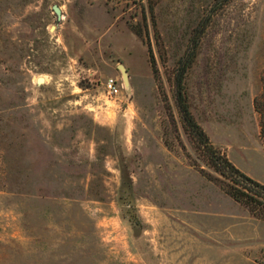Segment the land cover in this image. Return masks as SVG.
Listing matches in <instances>:
<instances>
[{
  "label": "rangeland",
  "instance_id": "obj_1",
  "mask_svg": "<svg viewBox=\"0 0 264 264\" xmlns=\"http://www.w3.org/2000/svg\"><path fill=\"white\" fill-rule=\"evenodd\" d=\"M192 50L191 114L264 184V0H0V264H264L177 106Z\"/></svg>",
  "mask_w": 264,
  "mask_h": 264
},
{
  "label": "trees",
  "instance_id": "obj_2",
  "mask_svg": "<svg viewBox=\"0 0 264 264\" xmlns=\"http://www.w3.org/2000/svg\"><path fill=\"white\" fill-rule=\"evenodd\" d=\"M194 51H188L179 62V68L175 76V99L186 128L198 140L202 147L207 164L220 176L226 192L237 202L242 204L251 216L264 220V184L240 171L223 153L218 151L209 141L207 135L191 114L184 94L183 79L185 73L193 61ZM152 64L153 61L151 60ZM255 109L261 116V134L264 137V88L254 98ZM213 180L222 181L220 178L208 174Z\"/></svg>",
  "mask_w": 264,
  "mask_h": 264
},
{
  "label": "water",
  "instance_id": "obj_3",
  "mask_svg": "<svg viewBox=\"0 0 264 264\" xmlns=\"http://www.w3.org/2000/svg\"><path fill=\"white\" fill-rule=\"evenodd\" d=\"M53 10H54V12L57 15V19H60L61 18L60 8L57 5H53ZM118 69L121 72L122 79H123V82H124L125 86H128L129 82H128V73H127L126 68L124 67V65L118 64ZM43 82H44L43 77H38L37 78V83L38 84H42Z\"/></svg>",
  "mask_w": 264,
  "mask_h": 264
},
{
  "label": "built area",
  "instance_id": "obj_4",
  "mask_svg": "<svg viewBox=\"0 0 264 264\" xmlns=\"http://www.w3.org/2000/svg\"><path fill=\"white\" fill-rule=\"evenodd\" d=\"M105 91L108 95L113 96L119 93L120 88L117 85L116 78L110 77L105 80Z\"/></svg>",
  "mask_w": 264,
  "mask_h": 264
}]
</instances>
